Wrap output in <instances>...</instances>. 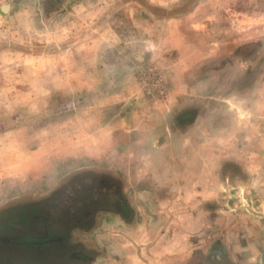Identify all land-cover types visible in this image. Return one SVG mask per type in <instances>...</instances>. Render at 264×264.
Returning a JSON list of instances; mask_svg holds the SVG:
<instances>
[{
  "label": "rangeland",
  "instance_id": "obj_1",
  "mask_svg": "<svg viewBox=\"0 0 264 264\" xmlns=\"http://www.w3.org/2000/svg\"><path fill=\"white\" fill-rule=\"evenodd\" d=\"M263 249L264 0L0 6V264Z\"/></svg>",
  "mask_w": 264,
  "mask_h": 264
},
{
  "label": "built area",
  "instance_id": "obj_2",
  "mask_svg": "<svg viewBox=\"0 0 264 264\" xmlns=\"http://www.w3.org/2000/svg\"><path fill=\"white\" fill-rule=\"evenodd\" d=\"M14 1H16V0H0V6H2L4 4L10 5Z\"/></svg>",
  "mask_w": 264,
  "mask_h": 264
},
{
  "label": "water",
  "instance_id": "obj_3",
  "mask_svg": "<svg viewBox=\"0 0 264 264\" xmlns=\"http://www.w3.org/2000/svg\"><path fill=\"white\" fill-rule=\"evenodd\" d=\"M260 262L261 264H264V249L261 251V254H260Z\"/></svg>",
  "mask_w": 264,
  "mask_h": 264
},
{
  "label": "crops",
  "instance_id": "obj_4",
  "mask_svg": "<svg viewBox=\"0 0 264 264\" xmlns=\"http://www.w3.org/2000/svg\"><path fill=\"white\" fill-rule=\"evenodd\" d=\"M183 52L181 51V53L180 54H182ZM182 56V55H181ZM160 178V177H159ZM136 216V215H135ZM175 237H176V235H175ZM168 241V239L166 240V242Z\"/></svg>",
  "mask_w": 264,
  "mask_h": 264
}]
</instances>
